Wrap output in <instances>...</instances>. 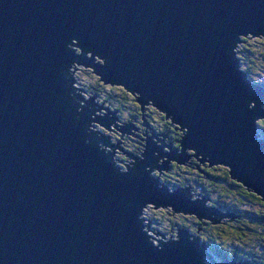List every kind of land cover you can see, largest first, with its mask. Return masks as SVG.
<instances>
[{
    "label": "water",
    "instance_id": "obj_1",
    "mask_svg": "<svg viewBox=\"0 0 264 264\" xmlns=\"http://www.w3.org/2000/svg\"><path fill=\"white\" fill-rule=\"evenodd\" d=\"M250 35L264 37V0H0V264H213L199 235L156 239L141 217L149 204L214 223L230 216L151 173L191 156L225 166L264 201V85L235 52ZM74 62L135 94L144 126L146 105L164 114L183 132L180 147L151 134L142 157L117 166L101 142L121 141L90 122L126 138L132 121L110 103L100 105L108 115L92 109L98 97L82 96Z\"/></svg>",
    "mask_w": 264,
    "mask_h": 264
},
{
    "label": "trees",
    "instance_id": "obj_2",
    "mask_svg": "<svg viewBox=\"0 0 264 264\" xmlns=\"http://www.w3.org/2000/svg\"><path fill=\"white\" fill-rule=\"evenodd\" d=\"M242 49L246 52L244 53ZM238 50L235 52L238 57L240 54L243 56L239 57L242 65L245 67L243 69L249 74L251 79L255 80L253 76H250L251 71H259L260 69L264 71V37H242ZM84 72L88 73V80L83 81L79 77L83 73L82 71L77 74L79 82L83 85L82 87L91 94H98V91L101 90L99 86L101 82L91 71L84 70ZM112 88L118 91L119 94L111 95L107 93L103 97L96 96L98 99L104 100L103 102L106 104L110 103L112 106L117 107L126 118L132 119L134 124L143 125L144 118L135 99L121 87L112 86ZM130 99L134 101L133 107L136 109L125 108L127 107L125 103ZM155 111V108L149 106L147 108L149 114H146L147 118L150 121L156 119L157 122H161L160 129L165 130L169 134V139L173 147H180L179 140L182 137V134H180L181 131L172 126L170 120L166 119L164 114H155ZM79 117H82V114L79 113ZM261 120H264V118ZM261 120H258L259 126ZM89 130L91 129L89 128ZM258 134L264 139V128L258 127ZM127 142L129 147L136 146L135 142ZM125 146L127 147V145ZM145 148V144L143 143L142 152H144ZM172 163V168L166 171V173H159L160 182L165 183L170 188L188 185L191 186L190 192L201 191L206 196H210L207 205L213 206L215 210L227 212L231 218L233 216L232 221H230L232 223L229 225L237 228L235 230L236 233L230 231L224 221L213 224L198 220L196 216L188 215H180L181 218H178V220L174 219L173 221L170 218H166L165 221L169 223V226L166 227L162 224L163 218L153 213L150 217L151 223H155L160 228L168 229L171 233L175 231V234L180 228L198 233L201 245H204L203 247H205L208 254L216 261H218L216 257V254H218L221 257L220 261H223L226 257L230 259L236 257L239 260L252 261L255 264H264V201L260 196L233 179L228 168L223 165L210 166L208 162L203 163L196 157L191 158L185 164ZM215 191H217L216 194L214 193ZM258 206L262 207L263 210ZM168 211L170 212L168 209L166 213H169ZM171 214L175 216L173 212ZM242 216L248 220L247 224L242 221ZM246 233L252 234V237H246ZM225 235L227 237H224Z\"/></svg>",
    "mask_w": 264,
    "mask_h": 264
},
{
    "label": "rangeland",
    "instance_id": "obj_3",
    "mask_svg": "<svg viewBox=\"0 0 264 264\" xmlns=\"http://www.w3.org/2000/svg\"><path fill=\"white\" fill-rule=\"evenodd\" d=\"M249 37H252V38H258L259 36H252V35H250ZM238 46H239V44L237 45V47L235 48V51H239L238 50ZM71 47L72 48H76V50H78V52H80V49H79V47H77V46H75V45H71ZM243 50V49H242ZM244 51V53L246 52L245 50H243ZM90 54H91V52H88L87 53V55L88 56H90ZM95 57V56H94ZM239 57H243L241 54L239 55ZM242 59V58H241ZM100 61H102V58H99V57H95V62H100ZM75 64V65H74ZM74 64L72 65V67H70V70L72 71V70H74V68H78V70H77V72L78 73H81V71L83 72L82 74H81V76L79 75V77H81L82 78V80L83 81H85V80H88V78H89V75H88V73H86V72H84V70H86V71H88V72H93V69L92 68H90V67H84V66H82V65H79V64H77V63H75L74 62ZM241 66H242V68H245L243 65H242V63H241ZM76 70L74 71V72H76ZM77 74V73H76ZM95 75V77H97L98 79H100V76L99 75H97V74H94ZM249 75V74H248ZM250 76H253L254 78H255V82H258V83H264V71L262 70V69H260L259 71H255V70H252L251 71V74H250ZM78 77V76H77ZM79 79V78H78ZM253 80V79H252ZM100 82H101V84L99 85L100 86V89L101 90H99L98 92V94H96V95H98L99 97L101 96V97H103L104 95H107V93H109V94H114V95H116V94H119V92L118 91H116L114 88H112V86L111 85H109V84H105V83H103V81H101V80H99ZM83 86L82 85V83L81 82H78L77 83V86ZM115 86H117V87H121L123 90H125L122 86H120V85H115ZM126 91V90H125ZM127 92V91H126ZM127 93H129V92H127ZM130 95H131V97L132 98H134L135 100H136V95L134 94H131V93H129ZM85 99H87L89 96H92V94L90 93V92H83V95H82ZM137 96H139V94H137ZM78 102H79V104H83V105H85L86 103L84 102V101H81V100H78ZM133 100H127V102L125 103V106H127V107H125V108H127V109H133L134 107H133ZM103 102L102 101H98V105H101ZM96 105V104H95ZM94 105V106H95ZM138 105H139V103H138ZM148 106H150V105H146V114H147V108H148ZM103 107H107V106H104V104H103ZM113 107H114V105H113ZM139 107H140V105H139ZM151 107H153V106H151ZM88 108H90V106H88ZM98 108V107H97ZM81 109V108H80ZM145 111V110H144ZM144 111H143V113H144ZM158 111V110H157ZM98 112L99 111H95V114H97L98 115ZM140 112H141V114H142V111H141V109H140ZM159 112V111H158ZM104 113H107V111L106 110H103V109H101V111L99 112V114H100V116H103L104 115ZM159 113H161V112H159ZM92 116H94V115H92L91 114V117ZM121 116H122V118H124V119H126V116L123 114V113H121ZM119 117H120V115H119ZM122 118L120 117V119L122 120ZM120 120V122L119 121H117V124H119V125H124V124H122V123H124L123 121H121ZM128 121H132L131 119L130 120H128ZM128 121H126V122H128ZM122 122V123H121ZM91 123L95 126H89V128L90 129H93V130H98L100 133H104V135L106 134V135H109V136H117L118 137V140H120L121 142H119V143H122L123 141H124V139H126L125 138V135H126V133H124V134H122V137H120L119 135H121V132L120 131H118L116 128H114V123H111V124H109V127H110V129H112V130H114V131H116V133L115 132H113L112 130H108L107 129V127H104L103 125H100V124H98L97 122H94V121H91ZM161 124V123H160ZM91 125V124H90ZM140 126H142L141 124H140ZM144 126V125H143ZM117 128H118V126H117ZM142 131H143V129H142ZM181 131V130H180ZM179 130H178V132H180ZM161 132H165V130H161ZM183 132L181 131L180 132V134H182ZM100 135V134H99ZM130 134H127V136H129ZM151 135V134H150ZM144 139H145V135H143L142 136ZM162 137V136H161ZM113 139V138H112ZM156 140V139H155ZM113 141V143H117V141L116 140H112ZM145 141V140H144ZM158 143L160 144V142L158 141ZM144 144H145V142H144ZM122 145V144H121ZM101 148H104L105 147V150H106V152H107V150H110V151H112V149L111 148H113V146H111V148L109 147V146H105L104 144H102V142H101ZM166 149H168V148H166ZM129 152L130 153H134L136 156H140V157H142L141 156V153H143L142 152V150H140L138 153H135V152H132L131 150H129ZM187 153L188 154H194L195 153V150L194 149H188L187 150ZM200 157H201V155H199ZM112 157H113V159H114V162L116 163V165L117 166H119V167H122L123 169H124V171H126L127 169H126V165H124L123 163H125V164H129V162L131 161V160H133L132 158H130L129 156H125V154H123V152L121 151V150H119L118 148H115L114 149V155H112ZM194 156H191V157H189L188 159L189 160H191V158H193ZM116 159H118V160H116ZM162 159L163 158H161L160 157V160H158L160 163H158V164H161V162H162ZM129 161V162H128ZM160 168V167H159ZM159 170H157V169H153V171H151V173L153 174V175H158L159 176V172H158ZM202 179H204V178H202ZM216 192L217 191H215L214 193L216 194ZM197 194H199V195H197ZM212 194V193H211ZM191 195H192V199H196L197 197H200V198H202L203 196H205V197H207L209 200H210V196H206V194L205 193H203V192H201V191H198V192H194V191H192L191 192ZM208 200V201H209ZM259 207V206H258ZM261 210H263V208L262 207H259ZM170 210V214L169 213H166V210ZM171 212H172V209L170 208V207H160L159 209L158 208H154V206L153 205H151V204H149V205H147V207L145 208V214H143L142 215V217L141 218H144L143 220H144V222L145 223H151L150 222V217H151V215L153 214V213H155L156 214V216H158V217H161V218H163V220H162V224L164 225V226H166V227H168L169 226V223L168 222H166L165 220H166V218H170L172 221L175 219V220H178V218H181V216L182 215H188V216H195L194 214H183V213H174L175 214V216H173L172 214H171ZM179 214V215H178ZM181 215V216H180ZM211 216L212 217H214V215L213 214H211ZM217 218H219L218 216H217ZM226 219H229V220H226ZM149 220V221H148ZM199 220V219H198ZM203 221H205V222H210V223H213V224H215L214 222H212L213 220H210V219H207V218H203L202 219ZM220 221H224L226 224V227L227 228H229V230L230 231H232V232H234V233H236V229L237 228H234L233 226H230L229 224H231L232 222H230V221H232V219H231V217L230 216H225V217H220ZM242 221L245 223V224H247V222H248V220L246 219V218H244V216H242ZM217 223V222H216ZM147 229V228H146ZM149 229L150 230H152V231H154L155 233H156V230L158 231V232H160L161 234H163V236L165 237V238H163L160 234H158V233H153L152 231H147V232H149V234L150 235H152V237L153 238H156V239H160V240H165L166 241V239H175L176 238V236H177V234H175V231L173 232V233H171V232H169V230L168 229H165V228H160V227H158L157 225H155V223H151V226L149 227ZM244 229H245V227H244ZM177 230V229H176ZM242 230V229H241ZM228 231V230H227ZM189 232L191 233V234H193V235H199L198 233H195V232H193V231H190L189 230ZM170 236H171V238H170ZM233 236V235H232ZM224 237H227L226 235L224 236ZM246 237H252V234H249V233H246ZM153 238H152V240H153ZM154 241V243L155 244H157V241L154 239L153 240ZM259 247H261V246H259ZM214 259V258H213ZM205 262H211V259L210 258H208L207 256H205ZM219 264V263H218Z\"/></svg>",
    "mask_w": 264,
    "mask_h": 264
},
{
    "label": "flooded vegetation",
    "instance_id": "obj_4",
    "mask_svg": "<svg viewBox=\"0 0 264 264\" xmlns=\"http://www.w3.org/2000/svg\"><path fill=\"white\" fill-rule=\"evenodd\" d=\"M82 97V96H81ZM98 101H104V100H101V99H96V100H94L93 101V105L94 104H96V103H98ZM136 103V102H135ZM98 107V104H96L92 109L93 110H95L96 108ZM114 108H116V109H118L117 107H114ZM135 108V107H134ZM101 109H102V107H100V105H99V107H98V110L99 111H101ZM136 109V108H135ZM108 110V109H107ZM110 111L108 110V113H109ZM108 113H107V115H108ZM162 114V113H159V112H157V110L155 111V114ZM147 114H148V112H147ZM94 115H95V113H94ZM119 115H120V117L122 118V116H121V111L119 110ZM149 115V114H148ZM99 117V116H98ZM100 118H102V117H100ZM106 118V117H105ZM104 118V119H105ZM130 118H126V119H124V118H122V120L123 121H128ZM103 120V119H102ZM132 120V119H131ZM137 120V119H136ZM159 122V121H158ZM157 122V120L155 119L154 121H150L149 120V118H147V116H146V126H140V125H137V124H134L133 123V121H132V125H133V128H131V133H129L130 135L126 138V139H124V141L122 142V143H119L118 145L117 144H115V143H113V139L114 140H116V141H118V137L115 135L114 137L113 136H107L106 134L105 135H103V137H104V139H106V140H108L111 144H115V145H117V147L119 146L122 150H124V153L123 154H129L130 156H132V157H135L136 155L134 154V153H130L129 152V150H131L132 152H135V153H138L140 150H142V144L145 142L144 141V138L142 137L143 135H145L146 136V139H148V137H150V136H153V135H150V134H154L155 136H157L158 138L159 137H161V125H162V123L161 122H159L158 123ZM161 123V124H160ZM90 124L92 125V126H94L91 122H90ZM126 124L127 123H125L124 124V126H126ZM124 126H122V127H120V126H118V128L120 129V128H123ZM95 127V126H94ZM142 129H143V131H142ZM97 130V129H96ZM98 131V130H97ZM124 132V131H123ZM124 133H126V132H124ZM157 137H155L154 139H157ZM113 138V139H112ZM163 139H165L163 142L164 143H167V144H172L171 142H170V139H169V134L167 133V136L166 137H164ZM107 141V142H108ZM127 141H132V142H135L136 143V146L135 147H129V145H128V142ZM109 142H108V144H109ZM122 144V145H121ZM159 144V143H158ZM125 145H127V147L125 146ZM160 145V144H159ZM117 147H115V148H117ZM113 148H114V146H113ZM112 149V148H111ZM112 150H114V149H112ZM108 151H110V150H108ZM158 160H160V159H158ZM158 163H160L159 161H158ZM172 164L173 163H170V168L169 169H171L172 168ZM164 173H166V171H162V173L161 174H164Z\"/></svg>",
    "mask_w": 264,
    "mask_h": 264
},
{
    "label": "snow or ice",
    "instance_id": "obj_5",
    "mask_svg": "<svg viewBox=\"0 0 264 264\" xmlns=\"http://www.w3.org/2000/svg\"><path fill=\"white\" fill-rule=\"evenodd\" d=\"M68 47L71 48V44H69ZM250 102H251V100H249V99H247V98L244 99V103H245V105L247 106V108H249V109H251V108L253 107V105L250 107ZM255 123H256V120H255ZM259 123H260L261 125H264V120H261ZM186 131H187V129H186ZM84 143H87V142L84 141ZM125 175H126V174H125ZM125 175H124V176H125ZM153 245L156 247V249H157L158 251L161 249L159 246H156L155 244H153ZM203 251H204V249H192V253H193L194 256L197 255V254H199V253H202ZM216 257H217L218 261L221 260V257H220L218 254H216Z\"/></svg>",
    "mask_w": 264,
    "mask_h": 264
},
{
    "label": "bare ground",
    "instance_id": "obj_6",
    "mask_svg": "<svg viewBox=\"0 0 264 264\" xmlns=\"http://www.w3.org/2000/svg\"><path fill=\"white\" fill-rule=\"evenodd\" d=\"M72 42H77L75 39H72ZM71 71V70H70ZM92 117H94V116H92ZM157 137V136H156ZM160 139H162L161 137H159ZM163 140H165V139H163ZM163 158V160L165 159L164 157H162ZM155 164V163H154ZM153 169H157V168H154L153 167ZM158 169H160L159 167H158ZM147 224V223H146ZM147 227V226H146ZM149 233V232H148ZM154 240V239H153Z\"/></svg>",
    "mask_w": 264,
    "mask_h": 264
},
{
    "label": "clouds",
    "instance_id": "obj_7",
    "mask_svg": "<svg viewBox=\"0 0 264 264\" xmlns=\"http://www.w3.org/2000/svg\"><path fill=\"white\" fill-rule=\"evenodd\" d=\"M67 71H70V68L68 67V69H67ZM253 105V103L252 102H250V107ZM256 125H257V123H255ZM260 128H264V125H261L260 124V126H259Z\"/></svg>",
    "mask_w": 264,
    "mask_h": 264
}]
</instances>
